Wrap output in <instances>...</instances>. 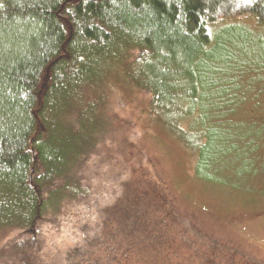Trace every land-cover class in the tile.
<instances>
[{"label": "trees", "instance_id": "obj_1", "mask_svg": "<svg viewBox=\"0 0 264 264\" xmlns=\"http://www.w3.org/2000/svg\"><path fill=\"white\" fill-rule=\"evenodd\" d=\"M249 19L264 27V0H0V229L36 238L78 199L120 72L197 150L200 180L257 189L264 122L240 115L264 93V64L243 58Z\"/></svg>", "mask_w": 264, "mask_h": 264}, {"label": "rangeland", "instance_id": "obj_2", "mask_svg": "<svg viewBox=\"0 0 264 264\" xmlns=\"http://www.w3.org/2000/svg\"><path fill=\"white\" fill-rule=\"evenodd\" d=\"M244 23L243 58L264 64V27ZM105 89L103 140L77 170L82 193L42 217L36 238L0 229V264L24 255L34 264H264V176L250 192L200 180L197 150L164 124L149 92L122 72ZM240 115L264 122V93ZM23 240L29 253L16 250Z\"/></svg>", "mask_w": 264, "mask_h": 264}]
</instances>
